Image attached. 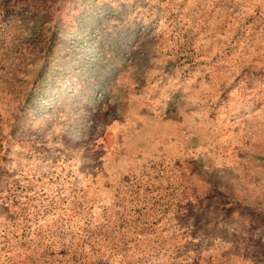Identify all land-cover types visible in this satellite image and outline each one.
<instances>
[{
  "label": "rangeland",
  "instance_id": "obj_1",
  "mask_svg": "<svg viewBox=\"0 0 264 264\" xmlns=\"http://www.w3.org/2000/svg\"><path fill=\"white\" fill-rule=\"evenodd\" d=\"M0 264H264V0H0Z\"/></svg>",
  "mask_w": 264,
  "mask_h": 264
},
{
  "label": "trees",
  "instance_id": "obj_2",
  "mask_svg": "<svg viewBox=\"0 0 264 264\" xmlns=\"http://www.w3.org/2000/svg\"><path fill=\"white\" fill-rule=\"evenodd\" d=\"M32 18H34L35 20H39L40 18L41 19H44V18L48 19L50 17L49 16H46V17L44 16V18L40 17L39 11L36 10L35 13L32 15ZM50 43L53 44L54 47H56L58 49H60L61 47L64 46V44H66L65 41H61L60 39H58L57 33H54V34L51 35ZM53 45H52V48L50 46V50L51 51L53 49ZM54 53H55V51L53 52V54ZM64 54H66V53L62 52V51L60 52V57H61V60H62L61 63H63V64L66 62V59L68 58V56H64ZM95 61H97L96 58H95ZM101 67H102V65H101ZM95 74H99L97 72V70L95 71ZM42 76H46V75L43 74ZM223 194H224V192L221 190L220 186L216 185V186H214L212 188V190H211V192H210V194L208 195L207 198L208 199L209 198L213 199V198H217L218 196L220 198V196H222ZM224 210L226 212V215H231V214L237 212L241 217L244 216L245 218H248L249 216L254 215L256 213L255 211H253V210H251V209H249L247 207L241 206L239 203L238 204L236 203L235 206H233V207H227Z\"/></svg>",
  "mask_w": 264,
  "mask_h": 264
}]
</instances>
